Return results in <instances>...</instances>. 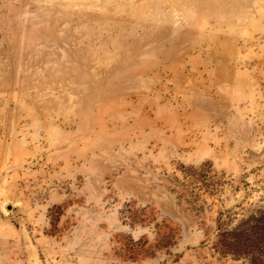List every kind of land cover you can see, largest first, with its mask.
<instances>
[{
    "label": "rangeland",
    "instance_id": "1",
    "mask_svg": "<svg viewBox=\"0 0 264 264\" xmlns=\"http://www.w3.org/2000/svg\"><path fill=\"white\" fill-rule=\"evenodd\" d=\"M263 206L264 0H0V264H250Z\"/></svg>",
    "mask_w": 264,
    "mask_h": 264
},
{
    "label": "trees",
    "instance_id": "2",
    "mask_svg": "<svg viewBox=\"0 0 264 264\" xmlns=\"http://www.w3.org/2000/svg\"><path fill=\"white\" fill-rule=\"evenodd\" d=\"M226 251L250 264H264V206L221 233Z\"/></svg>",
    "mask_w": 264,
    "mask_h": 264
},
{
    "label": "clouds",
    "instance_id": "3",
    "mask_svg": "<svg viewBox=\"0 0 264 264\" xmlns=\"http://www.w3.org/2000/svg\"><path fill=\"white\" fill-rule=\"evenodd\" d=\"M134 239H138V237H134Z\"/></svg>",
    "mask_w": 264,
    "mask_h": 264
}]
</instances>
